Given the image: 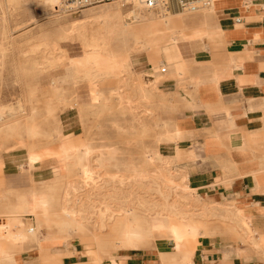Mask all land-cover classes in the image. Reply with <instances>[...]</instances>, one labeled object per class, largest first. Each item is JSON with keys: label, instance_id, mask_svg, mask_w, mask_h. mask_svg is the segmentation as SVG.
Returning a JSON list of instances; mask_svg holds the SVG:
<instances>
[{"label": "rangeland", "instance_id": "obj_1", "mask_svg": "<svg viewBox=\"0 0 264 264\" xmlns=\"http://www.w3.org/2000/svg\"><path fill=\"white\" fill-rule=\"evenodd\" d=\"M117 2L89 7L77 13L62 10L63 4L51 10L43 0H21L18 7L6 3V23L0 29V111H5L2 116L6 120L22 117L21 123L26 128L0 131V164L4 155L31 154L37 159V166L32 170L45 162L52 174L48 180L36 183L27 178L10 181L0 172V206L13 201L20 193L46 191L48 186L55 185L59 197L57 216L69 221V208L81 215L78 218L86 223L82 231L72 233L71 242L83 246L94 261L92 264H111L112 254L123 252L124 257L129 252L127 246L120 244L116 228L117 222L124 219L119 216L129 206L141 213L157 210L170 213L178 220H190L199 228L198 239L208 236L207 228L215 224L229 228L228 236H232L231 229L235 226L241 231L237 233L238 238L248 237L238 224L243 222L232 216L233 213L226 211L221 217L219 212L225 208L220 211L209 209L196 198L183 182L186 180L183 170L163 155L161 159L146 164L145 177L140 182L129 181L125 166L116 177L115 169L107 168L87 178L78 172L66 171L62 165L61 169L58 167L60 155L83 154L89 148L95 150L104 146H112L118 159L131 165L144 161L147 154L159 150L157 138L175 140L173 100L164 87L169 86L174 78L178 79V87L185 86L184 71H188V65L173 57L175 52L169 49V41L181 29L191 27L189 20L202 17L209 21L213 11L211 8L199 13L185 10L184 15L172 16L174 10H163L170 17V25L148 33L143 28L148 27L151 20L160 21L140 9L141 21L133 19L131 9L123 7L124 17L133 24L132 30L112 40L109 52L101 49L92 54L97 62L108 54L112 55L115 67L108 72L105 69L104 79L96 85L91 81L71 85L68 59L84 55L85 44L90 38L59 40V23L81 19L91 10L115 7ZM207 27L214 28V25ZM139 47V58L152 57L158 49L166 47L162 58L157 57V67L148 70L157 84L146 97L141 88L151 77L138 73L133 66L136 63L130 62L129 69L121 68L123 61L136 54L134 52ZM169 57L176 60L172 69L167 64ZM101 93L107 98L108 108H89L87 105H93ZM19 107L23 108V113L14 111ZM68 117L75 122L80 135L71 137V142L63 136L64 120ZM51 133L53 139L48 141L45 136ZM88 157L90 165H94L96 155L92 153ZM55 213L48 218H38V221L24 219L25 230L31 227L37 232L40 226L45 234L44 229L58 224ZM5 214L0 207V219ZM198 239L186 246L173 247L172 252L161 254L164 256L160 261L162 264H184L185 253L197 246ZM155 241L147 238L139 246L140 250L152 249ZM68 245L70 242H65L64 246ZM26 248L0 241V250L11 255L19 256ZM0 264L10 263L0 261Z\"/></svg>", "mask_w": 264, "mask_h": 264}, {"label": "crops", "instance_id": "obj_2", "mask_svg": "<svg viewBox=\"0 0 264 264\" xmlns=\"http://www.w3.org/2000/svg\"><path fill=\"white\" fill-rule=\"evenodd\" d=\"M211 10L209 21L202 17L188 21L191 27L186 29L192 32L188 51H171L188 65L187 84L178 87L174 78L164 87L173 100L177 134L159 150L183 170L196 198L209 209L225 208L245 224L237 222L248 234L239 238L241 231L235 226L232 236L222 225L208 227L209 235L201 236L191 249L193 263L264 264V0H213ZM151 60L139 58L134 69L139 73L150 68ZM175 62L172 57L167 61L171 69ZM75 128L70 117L64 120L67 142L80 136ZM11 157L1 158L0 172L6 179L36 183L49 179L45 162L28 171L24 161L22 171V162ZM225 210L219 212L221 217ZM31 235H21L19 247L26 251L12 255L22 264L94 263L80 243L40 248L27 243ZM172 251L168 240L157 239L152 249H130L116 264H162L161 254Z\"/></svg>", "mask_w": 264, "mask_h": 264}, {"label": "bare ground", "instance_id": "obj_3", "mask_svg": "<svg viewBox=\"0 0 264 264\" xmlns=\"http://www.w3.org/2000/svg\"><path fill=\"white\" fill-rule=\"evenodd\" d=\"M20 1L21 0H0L1 30L3 25L6 23V3H11L18 7L20 5ZM43 2L51 10H55L59 7H62L64 0H43ZM212 4L213 0H211V4L206 7V9L201 8L197 12L199 13L202 10H209ZM123 7L131 9L133 19L141 21V15L138 13V0H118L115 7L91 10L88 13H85L81 19L64 20L59 23V40H68L73 37H79L85 40L88 38H90V40L92 39L91 43L90 40L88 43L86 42V50L84 55L68 59L67 66L71 72V76L69 78V83L71 85H77L80 81H91L96 85L98 82H101L104 79L105 74H103V72L105 69V72H108V70L115 67L116 63L114 62L112 55L108 54L104 60L97 62L93 60L94 58L92 54L94 52H99L101 49L108 51V49L111 48L110 45L112 40L118 39L132 30L133 24L129 23L124 17V13L122 11ZM186 11L190 12L189 10ZM184 13L185 10L174 9L171 15L178 16L184 15ZM147 14L160 21L158 23L151 20V24H149L148 27L143 28L148 33L154 32L162 26L170 25V17L166 15L163 10L158 12H147ZM191 35L192 32H189L186 27L181 29V31L175 33L174 37H172V39L169 41V49L171 51L179 50L182 54L186 53L188 51L187 44L191 39ZM140 49L141 47L136 49L134 52L136 54H132L128 60L123 61V64L121 65L122 69H129L130 62L133 64L139 63V53L141 52ZM165 50L166 47H161L158 49L151 57L152 60L150 61V68L142 70L139 73L144 74V76L147 74L152 78L153 74L148 70L157 67V60L159 57L162 58ZM167 64L171 68V64ZM94 68H96V71H94ZM99 68L100 70L98 71L97 69ZM151 78L146 79L144 81L145 86L141 88L144 97L149 96L151 94V90L157 84L156 79ZM87 106L93 109L108 108V101L107 98H105L104 93H101L93 105ZM17 110L23 113L22 107L14 109V111ZM4 112L5 111H0V131L3 132L26 128L25 125L21 123L22 117L17 116L15 118L6 120L2 116ZM45 137L48 139V141H50L53 139V134H48ZM172 141H174L172 138L159 137L157 138V148L159 149L161 144H169ZM92 153L96 155L94 165H90L89 163L88 156ZM11 158H13L16 163L22 162L20 165L22 171H24V161H26L28 171L34 169L37 166V159L31 154L12 156ZM161 158L162 154L160 153V150H157L156 152L147 154L144 161L139 160L135 164L125 165V163H122V161L118 159L117 151L113 149L112 146H104L95 150L89 148L83 154L72 153L60 155L58 156V167L61 169L62 165L66 171H75L81 176L87 178L93 177V175L99 173L102 169L107 168L115 169L114 176L116 177L121 172V168L125 166L128 172L127 178L129 181L140 182L141 179L145 177L144 168L146 164ZM51 174L52 172L50 175ZM183 182L186 183V180ZM186 186L189 189L187 183ZM184 188L186 187L184 186ZM56 191V186L50 185L47 187L46 191H29L20 193L15 196L13 201L2 204L0 207L6 211L8 216L6 218L0 219V240L2 241L5 239L6 242L10 243L11 245L19 247L21 243V235L32 234L30 239L27 240L28 244L37 245L40 248L48 246L55 247L56 249L65 242H71L72 233L82 231L83 227L86 226V223L83 222L82 219L78 218L81 215L79 216V214H76L75 211H70L69 208L67 209V215L70 218L69 221L66 222L65 220H62L61 217L57 216L56 207L59 204V197ZM54 213L57 216L58 224L54 228L44 229L45 234L43 233L40 226L37 232H35V230H33L31 227L25 230L24 219L27 218L28 220H31V218H35L38 221V218H48ZM119 217L124 218H120L121 220L117 222L118 225L116 227L119 232L120 244L127 246L129 249H140L139 246H141L142 242H144L147 238H152L155 240L166 239L173 245V247H182L188 245L192 241L197 240L200 235L199 228L190 220H178L170 213H162L161 211L157 210H151L149 213H141L129 206L124 210V214H121ZM122 258L123 252H120L116 255L112 254L110 256L111 264H116V261ZM182 260L184 264H194L192 261L191 252H186ZM0 261L10 264H22L19 257L14 258L10 253H7L3 250H0Z\"/></svg>", "mask_w": 264, "mask_h": 264}, {"label": "built area", "instance_id": "obj_4", "mask_svg": "<svg viewBox=\"0 0 264 264\" xmlns=\"http://www.w3.org/2000/svg\"><path fill=\"white\" fill-rule=\"evenodd\" d=\"M117 1L118 0H64V7L62 10L77 13L89 7L113 4ZM138 2L139 9L142 12H158L174 9L197 12L202 7H208L211 4V0H138Z\"/></svg>", "mask_w": 264, "mask_h": 264}]
</instances>
